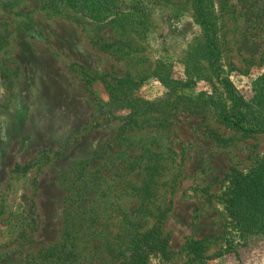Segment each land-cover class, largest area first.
<instances>
[{
	"label": "rangeland",
	"instance_id": "rangeland-1",
	"mask_svg": "<svg viewBox=\"0 0 264 264\" xmlns=\"http://www.w3.org/2000/svg\"><path fill=\"white\" fill-rule=\"evenodd\" d=\"M76 4L88 22L48 0L0 10V264L48 263L76 178L133 155L168 209V255L148 264H264V134L224 121L264 130V0Z\"/></svg>",
	"mask_w": 264,
	"mask_h": 264
},
{
	"label": "trees",
	"instance_id": "trees-1",
	"mask_svg": "<svg viewBox=\"0 0 264 264\" xmlns=\"http://www.w3.org/2000/svg\"><path fill=\"white\" fill-rule=\"evenodd\" d=\"M25 0H0V10H14L19 8ZM52 10L57 14L68 16L81 22H88L86 6L77 5L78 0H48ZM76 7H81L76 9ZM0 23V47L6 43V35ZM139 100V99H137ZM164 101H168L164 99ZM152 106L153 104L147 103ZM110 107L109 112H114L117 106L112 100L106 104ZM148 110V109H146ZM140 106L132 107L131 123L138 124ZM226 123L245 131L263 133V129H248L243 125V117L240 113L224 117ZM151 152V151H150ZM154 155H160L152 152ZM114 157V156H113ZM112 157V158H113ZM131 157V156H128ZM141 155H133V159L120 160L113 158L109 163L116 166V172L106 175L85 174L76 178V193L72 208L67 211V225L64 239L54 244L47 251L45 258L48 263L41 264H84L90 257L86 254L98 256L102 259L96 264H105L119 261L120 264H148L151 255H168V239L164 231L161 212L168 209L153 210L149 207V201L155 198L156 186L159 184L161 175H154L156 165L143 163ZM118 164H120L118 166ZM144 178L141 179L142 176ZM157 177V179H156ZM242 195L247 200L249 192ZM142 194L149 195L147 202L142 199ZM250 198L255 199V191H251ZM127 199L131 203H125ZM154 201V200H153ZM137 206L131 208V205ZM23 223L26 222V214L20 216ZM192 249H198L201 244L195 242ZM34 259L36 256L32 253ZM44 256V255H43ZM39 257V256H38ZM26 264H40L36 261Z\"/></svg>",
	"mask_w": 264,
	"mask_h": 264
}]
</instances>
